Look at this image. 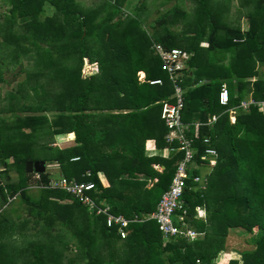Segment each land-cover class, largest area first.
<instances>
[{"label": "trees", "instance_id": "1", "mask_svg": "<svg viewBox=\"0 0 264 264\" xmlns=\"http://www.w3.org/2000/svg\"><path fill=\"white\" fill-rule=\"evenodd\" d=\"M4 1L9 8L0 6V51L11 50L12 61L34 55L37 69L15 83V91L6 95L9 101L0 107V113H9L0 116L4 168L0 171V264H240L221 255L227 234L241 228L253 236L256 230L260 234L256 248L242 253L243 264H264V113L257 106L239 108L234 123L228 114L247 91L264 101V0H240L241 8L249 9L244 13L247 31L241 24L223 21L224 6L214 7L208 0H192L193 22L187 20L181 0H175L167 11L158 12L148 28L142 13L148 9L140 6L126 13L129 0H96L88 5L80 0ZM179 26H185L184 35L174 29ZM205 40L207 47L201 45ZM157 43L190 53L178 82L184 89L183 121L190 124L188 136L196 148L197 168L191 170L183 194L185 219L201 233L194 240L171 237L165 242L153 219L131 221L128 236L122 238L103 216L89 213L64 191L28 190L33 173L26 172V163L57 161L65 177L94 181L93 196L109 204L116 215L144 218L156 210L184 157L180 150H170L169 158L146 153L150 139L159 149L170 147L161 114L165 101L174 102L175 89L154 52ZM140 71L145 72L144 81L139 80ZM252 77L257 78L252 82ZM156 79L162 83H150ZM0 81H5L1 65ZM234 81L238 97L231 94L229 103L221 105L222 85L232 86ZM31 91L34 101L26 104ZM49 111L54 113L53 121ZM213 114L219 116L210 125ZM68 132L75 134L74 145L51 146L49 139L55 134ZM207 137L219 162L209 181L202 176L203 188L193 177L202 171L201 164L209 162L201 158L209 145L204 142ZM36 147L42 155H37ZM153 164L164 168L159 172ZM13 170L17 179L10 174ZM88 170L91 177L84 176ZM99 171L106 174L110 187L102 186ZM49 177L46 171L39 174V184L49 183ZM64 195L72 201L61 202ZM12 198L19 200L18 207H25L35 224L44 222L41 239L13 244V236L24 233L29 220L8 217ZM197 206L205 207V220L195 216ZM65 250L76 253L69 257Z\"/></svg>", "mask_w": 264, "mask_h": 264}, {"label": "built area", "instance_id": "2", "mask_svg": "<svg viewBox=\"0 0 264 264\" xmlns=\"http://www.w3.org/2000/svg\"><path fill=\"white\" fill-rule=\"evenodd\" d=\"M156 54L161 58L162 69L167 71L170 79L174 83V102L165 101L162 108V118L168 127L166 140L170 144V150H180L184 152V157L178 162L175 175L169 188L162 194L161 199L154 212L146 217L135 216L133 219H128L123 214H114L111 206L105 202L97 201L92 192L95 189V183L92 180L77 181L62 176L58 179H50L49 183L42 184L41 188H50L62 190L71 195L79 203L84 205L90 213L97 216H103L108 227H115L117 233L122 238L128 236L127 227L131 221H143L144 219H153L157 222L159 230L163 233L165 239L171 237H181L188 240H194L199 233L191 227L186 221L187 211L184 208L183 194L187 186V180L191 177V170L195 168L194 157L196 148L194 140L188 134L190 133V124L183 121L182 109L184 107V89L179 84L182 71L186 67V63L190 58V53L185 49L172 48L166 49L161 44L153 45ZM151 84H161V79L151 80ZM230 101V95L226 84L222 85L219 93V102L221 105H227ZM255 100L242 103L244 108L249 105L256 104ZM218 119V115H212L209 119V124L212 125ZM198 125V124H197ZM204 142L209 144L201 157L202 161L211 160L215 163L218 157V151L211 144L210 138H205ZM173 146L172 144H176ZM75 160L78 159L74 158ZM217 161V160H216ZM197 168V167H196ZM85 177H91L92 173L88 170ZM195 183L202 184L205 182L200 174L193 177ZM205 187V186H204ZM182 210V213L179 212Z\"/></svg>", "mask_w": 264, "mask_h": 264}, {"label": "rangeland", "instance_id": "3", "mask_svg": "<svg viewBox=\"0 0 264 264\" xmlns=\"http://www.w3.org/2000/svg\"><path fill=\"white\" fill-rule=\"evenodd\" d=\"M83 1L85 3V5H88L90 2L92 1H96V0H80ZM99 3L101 0H97ZM178 1V0H177ZM210 3V5L212 6H217L218 4H221L224 6V11L223 14L221 15L222 20H227L228 23L232 24V25H238L241 24L242 30L243 31H247L249 28V22L247 20V18L245 17V14L247 12L248 6L241 8V3L240 0H208ZM4 0H0V6L4 5ZM180 3V1H178ZM175 4V0H172L171 2H167V3H163L160 0H130L129 3H127V5L124 7L126 13L132 11L133 8L135 7H143L145 6L148 9V12H142L143 13V17L144 18H150L148 21L146 20L145 25L148 28V25L153 23V20L157 17L158 12L162 13L167 11L170 7H172ZM181 8L186 12V14L188 15V21L189 22H193V17L196 16V12L194 10L195 8V2L192 0H181V4H180ZM3 9L9 8V6H3ZM48 12H51V8L47 7ZM47 12V11H46ZM243 12V13H242ZM149 13L151 16H148ZM244 14V15H243ZM125 16V14L123 15V17ZM150 26V25H149ZM183 27L185 28V26H179L174 28L176 31H179L180 33L183 34ZM189 27V26H186ZM194 27V26H192ZM208 30L207 33L209 32L210 27L207 26ZM151 30V28H150ZM187 35V34H186ZM201 45L203 47H207L208 46V42L202 41ZM10 51L9 49H4L3 51H0V54H2V58L0 60V65H1V71L3 73V77L5 79V81H0V107L4 106L3 104H6L9 100L8 97L6 96L9 92H12L15 86V83L18 81H24L26 76H27V72L28 71H35L37 68L34 66L35 63V56L34 55H24L21 56L19 58L18 61H12L10 58ZM227 57V58H226ZM225 64L229 63V56L227 54H225ZM23 67V69H21ZM95 70V68H92V70ZM93 70V71H94ZM91 73V72H90ZM15 91V90H14ZM33 92L31 91L26 98H25V102L26 104H29L31 102L34 101V96L32 94ZM7 97V98H5ZM18 113H23L26 114L24 112L19 111ZM30 114V113H27ZM38 114H40L38 112ZM9 115L8 112H3L0 113V116H6ZM47 116L48 118L53 121L54 118V113H52V111L47 112ZM74 132H68V133H57L54 135V137L51 139H49V142L51 144V146L53 147H59V148H63V147H69L71 146V144H73V142L70 141H74L75 140V136H74ZM48 140V139H46ZM44 141V140H43ZM45 142V141H44ZM69 145V146H68ZM42 150L38 147H36V153L37 155H42ZM12 159H10L9 161H11ZM4 170V168L2 167V165L0 164V171ZM46 173L50 175V179H58L62 176H64V174H62L61 171V165L60 163H58L57 161H47L46 162ZM12 178L17 179L18 178V174L16 171H11L10 172ZM39 174L37 173H33L32 176L29 177L28 180V190L31 191L33 194H36L41 188V184H39ZM61 202L66 203L72 200H67L65 195L63 197H61ZM10 205L9 208L7 209V215L8 217H11V219H15L17 222H22L25 219H28L29 222L26 224V228L25 232L22 234H17L14 235L13 237H15L14 239L16 240L15 242L13 241V244L15 246H23L24 244H26L27 242H32L38 239H41V231H42V223H44L43 221L40 222V224H35L33 222V218L32 216H29L28 213L25 211V207L24 208H20L18 206L19 205V200L18 199H10ZM23 207V206H21ZM15 209V211L13 212V210ZM89 212V211H88ZM17 216H19V218H17ZM196 217H200V218H207L208 213L205 210V207H198L196 209ZM66 231V229H64ZM64 231V232H65ZM24 234V235H23ZM46 237H44L45 239H49V235L46 234ZM48 237V238H47ZM260 234L258 233V230H256L255 235L253 236V234H251L250 232H248L246 229H233L231 230L227 236H226V241H225V249H224V253L221 256H225L227 258H235L237 260H239L240 264H243V260H242V253L245 251H253L256 248V240L259 239ZM8 239V238H6ZM65 239H69V233H67L66 231V238ZM73 243H76V240L74 238L71 239ZM167 240L169 239H165V242H167ZM76 253L75 251H71L65 250V253L67 256L71 257L73 256V254ZM65 260V258H64ZM222 260V259H220ZM228 260V259H227ZM223 263H227V261H223Z\"/></svg>", "mask_w": 264, "mask_h": 264}, {"label": "crops", "instance_id": "4", "mask_svg": "<svg viewBox=\"0 0 264 264\" xmlns=\"http://www.w3.org/2000/svg\"><path fill=\"white\" fill-rule=\"evenodd\" d=\"M130 1V0H129ZM129 1H128V3H129ZM161 2H163L162 0H160ZM171 2V1H170ZM150 18H145V22H146V20L148 21ZM149 26V25H148ZM150 27V26H149ZM154 52H155V50H154ZM155 54H156V52H155ZM157 55V54H156ZM161 59V58H160ZM139 80H141V81H144L145 80V72L144 71H140L139 72ZM257 77H252L250 80L253 82V81H255V79H256ZM224 84H226L227 85V88H228V91H229V95H231V94H233V96H235V97H238V91H237V89H236V86H235V84H236V82L234 81V85L232 84V86H229L228 85V83H224ZM255 100L257 103L256 104H252V105H249L247 108H244L243 106H242V103L243 102H245V103H247V102H249L250 100ZM250 106H257L258 108H259V110L260 111H262L263 113H264V101H257L256 99H254L253 98V95H252V92L251 91H247L245 94H243V97H242V99H241V102H240V104H239V106L238 107H232V108H230L229 109V111H228V114H229V120L232 122V123H234L235 122V120H236V116H237V110L239 109V108H241V109H244V110H247ZM198 115V114H197ZM213 115H218V114H213ZM219 116V115H218ZM161 117H162V114H161ZM211 117V116H210ZM75 136V135H74ZM70 142H73V144H71V146L72 145H74L75 144V140L73 141H70ZM212 144V143H211ZM69 146V145H68ZM213 146V145H212ZM214 147V146H213ZM146 153H147V155L149 156V157H151V156H161V157H165V158H169V153H170V151H169V149H167V148H163V149H159V148H157L156 147V144H155V140H153V139H150V140H148L147 142H146ZM217 160V161H216ZM215 160V163H213L211 160L209 161V162H205V163H203V164H201L200 166H199V168L201 167V169H202V171H200V175L201 176H204V178H206V179H208V181H209V175L210 174H212V172L215 170V168L217 167V165H218V160L219 159H216ZM153 167H154V169L155 170H157V171H159V172H161L162 170H163V168H164V166L162 165V164H153ZM199 168H198V170H199ZM97 176H98V179L101 181V184H102V186L103 187H110V182H109V180H108V178H107V176H106V174L103 172V171H99L98 173H97ZM141 179H142V177H141ZM155 181L157 180V177H155V179H154ZM153 183V181L152 180H149V183H148V185L147 186H151V184ZM203 188H205L204 186H202ZM198 207H204V206H197V208ZM196 208V209H197ZM206 210V209H205ZM90 213V212H89ZM92 214V213H91ZM198 218H200V217H198ZM202 219H204V218H202ZM206 219V218H205ZM204 219V220H205Z\"/></svg>", "mask_w": 264, "mask_h": 264}, {"label": "water", "instance_id": "5", "mask_svg": "<svg viewBox=\"0 0 264 264\" xmlns=\"http://www.w3.org/2000/svg\"><path fill=\"white\" fill-rule=\"evenodd\" d=\"M46 171V162L45 161H28L26 163V172L27 173H37L42 174Z\"/></svg>", "mask_w": 264, "mask_h": 264}, {"label": "clouds", "instance_id": "6", "mask_svg": "<svg viewBox=\"0 0 264 264\" xmlns=\"http://www.w3.org/2000/svg\"><path fill=\"white\" fill-rule=\"evenodd\" d=\"M35 173V172H34Z\"/></svg>", "mask_w": 264, "mask_h": 264}]
</instances>
